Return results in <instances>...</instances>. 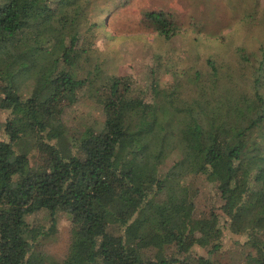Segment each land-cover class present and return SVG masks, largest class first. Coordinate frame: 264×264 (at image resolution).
<instances>
[{"label": "trees", "instance_id": "16d2710c", "mask_svg": "<svg viewBox=\"0 0 264 264\" xmlns=\"http://www.w3.org/2000/svg\"><path fill=\"white\" fill-rule=\"evenodd\" d=\"M66 1L0 0V111L8 113L0 125V264H53L36 248L30 219L38 212L49 222L41 237L60 215L70 219L60 264H218L191 253L213 237L217 252L223 230L203 231L193 198L189 214L175 208L188 175L183 160L198 165L227 212L226 232L245 236V264H264V47H238L226 84L210 58L206 77L185 70V79L160 87L149 72L136 88L104 63L84 68L68 56L90 5L110 13L118 0H83L64 51L28 29ZM144 20L165 41L180 33L154 12ZM62 125L70 128L56 134ZM151 197L164 208L154 211Z\"/></svg>", "mask_w": 264, "mask_h": 264}, {"label": "rangeland", "instance_id": "374dc122", "mask_svg": "<svg viewBox=\"0 0 264 264\" xmlns=\"http://www.w3.org/2000/svg\"><path fill=\"white\" fill-rule=\"evenodd\" d=\"M84 7L83 0L66 1L63 10L53 16L35 18L28 29L34 34L47 33L56 48L64 51L63 41L70 33V25L77 10ZM251 11V16L242 20V15ZM145 12H154L176 23L180 27L179 35L169 41L163 40L145 25ZM87 14L88 29L86 26L81 29L82 41L68 56L71 60L78 57L84 68L104 63L105 71L111 75H129L136 88L142 86V77L149 72L153 73L160 87L172 86L175 77L185 79V70L187 73L199 71L206 77L209 73L206 59L210 58L216 63L220 84H226L232 78V62L238 59V47L246 52L264 47V0H212L206 4L200 0H118L117 9L110 13L106 6L91 4ZM84 106L79 109H84ZM88 109L85 108L86 111ZM84 115L92 118L88 113ZM7 116V112L0 111V125L4 124ZM66 122L71 125L73 121L67 119ZM69 125L56 127L54 132L60 134L70 128ZM170 165L168 161L166 167ZM181 165L188 175L180 184L175 208L180 213L189 214L194 202L193 216L201 220L207 235L216 229L223 230L217 252H210L213 237L209 246L197 247L191 254L210 258L218 264H245L241 249L245 236L226 232L227 212L221 208V202L203 177L196 175L200 171L198 165L190 160H183ZM156 201L157 197L155 201L152 197L149 199L153 210L163 209V206L155 204ZM30 225L37 230V251L50 258L53 264H60L70 242V219L60 215L57 227L46 237L40 234L49 232V222L44 213L34 214Z\"/></svg>", "mask_w": 264, "mask_h": 264}]
</instances>
